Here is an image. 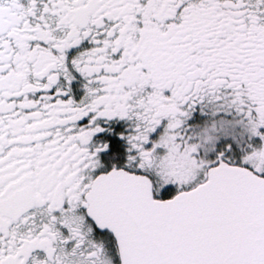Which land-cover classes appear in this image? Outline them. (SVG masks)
Masks as SVG:
<instances>
[{
	"label": "snow or ice",
	"instance_id": "obj_1",
	"mask_svg": "<svg viewBox=\"0 0 264 264\" xmlns=\"http://www.w3.org/2000/svg\"><path fill=\"white\" fill-rule=\"evenodd\" d=\"M0 264H264V0H0Z\"/></svg>",
	"mask_w": 264,
	"mask_h": 264
}]
</instances>
